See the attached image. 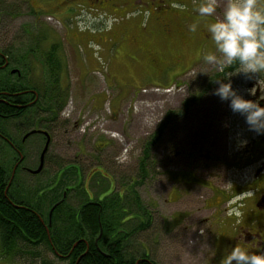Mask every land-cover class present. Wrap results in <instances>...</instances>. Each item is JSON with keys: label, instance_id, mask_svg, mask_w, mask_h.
I'll list each match as a JSON object with an SVG mask.
<instances>
[{"label": "rangeland", "instance_id": "1", "mask_svg": "<svg viewBox=\"0 0 264 264\" xmlns=\"http://www.w3.org/2000/svg\"><path fill=\"white\" fill-rule=\"evenodd\" d=\"M48 1L50 8L34 11L30 8L32 0H20L23 6L18 10V0H0V15L6 14L5 22L19 12L28 14L21 22L23 28L30 26L33 29L31 35L41 36L42 28L37 24L46 23L51 29L49 38L65 40L68 50V102L57 124L48 129L54 141L44 156L43 171L34 176L19 170L16 177V184L20 180L18 191L23 195L31 192L35 195L34 200L39 201L55 191V184L71 165L83 170L81 180L90 190L88 199L97 201L98 174L106 173V170L115 175V185L110 179L111 189L120 191L130 176H138L143 147L166 116L183 109L190 99H200L189 108L185 118H176V123L173 120L169 124L164 142L153 149L156 164L152 166L146 184L139 189L142 204L150 216L145 223L149 227L143 233L144 237L141 234L137 239L146 244V252L157 264H221V233L233 217L227 214L232 205L226 194H230L234 177L230 171L226 172V163L231 162L232 154L239 151L240 139H247L246 146H249L252 140L259 141L264 135L249 131L244 117L231 110L229 101L214 94L218 85L208 90L205 97L200 93L201 87L207 89L205 75H211L219 68L195 55L198 53L194 51L199 50V38L190 39L188 48L192 55L171 52L161 56L162 64L157 65L154 61L157 66L154 69L153 64H146L144 56H127L125 38L114 32L118 23L115 16L104 13L92 16L82 11L78 14L82 19L77 20L70 8L63 6L62 0ZM226 2L217 0V11L212 19L222 18ZM200 3L201 0H188L193 7ZM258 4L264 6V0H258ZM57 8L67 9L69 15L63 17ZM37 12L43 16L42 20L32 17H36ZM203 42L209 49L203 46L202 53L215 51L209 38H204ZM258 77L249 80L241 73L229 79L245 98L252 99L255 95H249L248 90L253 88L255 91L258 83L264 95V74L260 81ZM16 124L14 122L10 127V136L18 137ZM37 137V141L31 138L25 144L28 149L35 148L26 155V166L32 170L40 167L45 148V143L42 145V139ZM15 159L14 153L0 142V161L5 162L9 174ZM103 167L105 170L101 169ZM195 179L199 181L194 182ZM71 180H74L72 175L69 181L64 179L62 182L71 185L67 201L72 203L77 190ZM61 192L60 189L49 198L60 196L57 202L62 198ZM71 203L68 205L72 209L78 208ZM49 210L45 211V216ZM71 215L75 216L70 212L68 216ZM39 253L37 258L16 255L11 260L0 258V264H70L47 248L40 249Z\"/></svg>", "mask_w": 264, "mask_h": 264}, {"label": "trees", "instance_id": "2", "mask_svg": "<svg viewBox=\"0 0 264 264\" xmlns=\"http://www.w3.org/2000/svg\"><path fill=\"white\" fill-rule=\"evenodd\" d=\"M44 60L48 69L55 68L53 58ZM238 67V62H234L223 70L205 75L207 89L201 87L200 93L205 97L208 90L218 85V80L225 82L234 75ZM38 71L40 66L37 65L31 72L32 75L22 73L20 79L8 71H0V142L16 156L11 174L6 169L5 162L0 161V258L11 260L15 255L37 258L40 256L39 250L47 248L70 264H157L146 252V244L140 243L137 238L141 234L144 237L143 233L149 227L145 223L150 216L147 214L148 209L142 204L139 189L146 184L150 170L156 164V153L154 154L153 149L161 146L162 126L143 147L138 176H130L125 187L121 185V193L111 189L116 184L115 175L106 170L107 174L104 171L101 175L96 173L100 180L97 201L88 199L90 190L85 188V183L81 180L83 177L80 172L83 170L76 165L65 170L58 183H52L56 184L55 191L51 194L60 189L62 191V198L57 202L55 201L60 196L49 198L51 194H48V197L35 201L33 193L23 195L18 191V171L22 170L23 165L31 169L26 166V155L35 150L34 147L28 149L25 146L26 141L31 138L37 141V136L42 139V145L46 141L40 133L30 136L24 142L23 137L34 130L45 131L56 125L69 98L70 88L60 86V73L51 71L41 75ZM46 82L55 87L37 89L36 86L46 85ZM14 86L20 88L14 89ZM26 86L31 89H25ZM199 100L190 99L183 109L175 110L173 114L170 112L163 124L169 125L177 116H187L189 108ZM14 122L18 123V137L8 134ZM101 169L105 170L104 167ZM71 175L74 179L71 181L75 183L73 188L77 190V196L72 197L75 202L72 203L67 201L71 185L62 182L64 179L69 181ZM78 181L81 183L77 184ZM79 190H82L81 193ZM67 202L78 208L72 209ZM48 208L50 210L45 216ZM70 212L75 216H68Z\"/></svg>", "mask_w": 264, "mask_h": 264}, {"label": "flooded vegetation", "instance_id": "3", "mask_svg": "<svg viewBox=\"0 0 264 264\" xmlns=\"http://www.w3.org/2000/svg\"><path fill=\"white\" fill-rule=\"evenodd\" d=\"M18 1L20 2V0ZM62 4L70 8L71 14L77 20L82 19V16L78 15L82 11L92 16H98L99 13L115 16L118 23L114 32L125 38L124 45L127 47V56L133 54L139 57L144 56L146 64H153L154 69L157 67L155 62L157 65L162 64L161 56L171 52L192 55L188 48L191 38L200 40L199 44L197 43L199 50L194 51L198 54L195 55L202 56L203 46L209 49V45H204L203 40L209 38L205 27L212 18L200 17L196 13L198 5L193 7L188 4V0H62ZM18 5L17 10L23 6L21 2ZM30 8L34 11L39 8L42 11L50 8V3L48 0H32ZM57 9L63 17L66 18L69 15L67 9ZM61 9L63 10L61 11ZM36 14V17L32 16L34 20L35 18L43 19L40 13ZM25 15L19 12L8 22H5L4 18L0 16V71H8L20 79L22 73L30 74L38 65L40 66L38 74H48L51 71L60 73V86L66 87L68 50L65 40L49 38L51 29L46 23L42 25L36 22L35 24L42 28V35H31L33 29L30 26L27 29L22 27L21 22H24ZM29 15L31 16V14ZM50 16L54 19L52 15ZM190 23L197 24L196 32L188 31L187 26ZM34 26L36 27V25ZM50 58L54 59L55 68L53 69H48L47 62L44 60ZM261 79L260 76L257 80ZM262 82L264 83V79ZM255 86L256 94L252 99L264 96L260 84ZM36 87L37 89H52L55 86L46 82V85ZM13 88L18 89L20 86ZM25 89L31 88L26 86ZM261 104H264V100L261 101ZM185 117L177 116L175 119L180 120ZM175 119L174 123H176ZM163 123L164 121L161 124L162 140L165 131L170 126H165ZM51 136L53 143L54 137ZM263 159L264 138L259 141L252 140L249 146L239 148V151L232 154L231 162L226 163V172L230 171L234 177L229 189L230 194H226V199L229 202L234 196L243 194L242 199L238 201L243 207L241 208V217H231L227 222L226 229L221 233L222 249L219 254L221 260L237 244L246 247L250 252L264 253V162H260ZM23 169L27 168L23 167ZM228 176L229 174L226 173V177ZM196 181L199 180L195 179L194 182ZM234 206L232 205V207Z\"/></svg>", "mask_w": 264, "mask_h": 264}, {"label": "clouds", "instance_id": "4", "mask_svg": "<svg viewBox=\"0 0 264 264\" xmlns=\"http://www.w3.org/2000/svg\"><path fill=\"white\" fill-rule=\"evenodd\" d=\"M216 11L217 0H201L196 9L200 17L207 18H212ZM197 27L196 23H190L187 29L196 32ZM205 29L215 46V51L202 53L205 63L223 70L238 62L239 67L233 74L243 73L249 80L264 74V6L259 5L258 0H227L222 18L212 19ZM217 83L214 94L229 101L231 110L244 117L249 131L264 135V104H261L264 96L245 98L233 87L230 79L227 82L218 80ZM248 92L252 96L256 94L253 88ZM247 143V139H240L237 146L243 148ZM242 195L238 194L229 201L230 205H235L228 208L229 216L241 217L243 205L238 201ZM221 264H264V253H253L237 244L223 257Z\"/></svg>", "mask_w": 264, "mask_h": 264}, {"label": "water", "instance_id": "5", "mask_svg": "<svg viewBox=\"0 0 264 264\" xmlns=\"http://www.w3.org/2000/svg\"><path fill=\"white\" fill-rule=\"evenodd\" d=\"M38 131L34 130L32 132H30L29 134H27L24 139H27L29 138L30 136L36 134ZM45 135L47 136V142H46V145H45V148H44V151L42 153V161H41V164H40V167L37 169V170H34L32 171L31 173L34 174V175H37L39 174L43 168H44V164H43V160H44V156L46 155L48 149H49V146H50V142H51V138H50V135L48 133L45 132ZM56 207V206H55Z\"/></svg>", "mask_w": 264, "mask_h": 264}, {"label": "built area", "instance_id": "6", "mask_svg": "<svg viewBox=\"0 0 264 264\" xmlns=\"http://www.w3.org/2000/svg\"><path fill=\"white\" fill-rule=\"evenodd\" d=\"M157 92H159V91H157Z\"/></svg>", "mask_w": 264, "mask_h": 264}, {"label": "crops", "instance_id": "7", "mask_svg": "<svg viewBox=\"0 0 264 264\" xmlns=\"http://www.w3.org/2000/svg\"><path fill=\"white\" fill-rule=\"evenodd\" d=\"M173 78V77H172Z\"/></svg>", "mask_w": 264, "mask_h": 264}]
</instances>
